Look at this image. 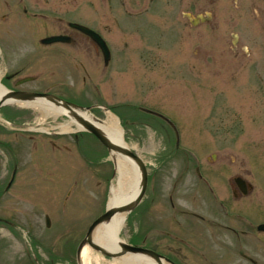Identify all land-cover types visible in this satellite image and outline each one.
I'll use <instances>...</instances> for the list:
<instances>
[{
  "label": "rangeland",
  "instance_id": "obj_1",
  "mask_svg": "<svg viewBox=\"0 0 264 264\" xmlns=\"http://www.w3.org/2000/svg\"><path fill=\"white\" fill-rule=\"evenodd\" d=\"M29 1L27 13L14 0L9 18L0 17V76L7 71L8 61L30 60L24 73L37 75L43 82L28 86L56 84L58 93L86 101L92 93L93 102H108L122 115L118 121L124 139L142 157L150 177L141 204L128 213L122 241L135 243L141 234L139 225L147 233L153 208L158 204L161 210L169 193L174 199L182 195L189 200L186 208L197 207L205 215V205L216 208L213 193L218 199H230L228 178L237 173L253 186L244 199L250 214L256 222L264 221V0H221L215 4L223 7L216 10L212 26L189 29L177 14L186 9L195 14L199 10L195 0H154L153 4L152 0ZM1 2L0 16L8 12ZM148 20H154L157 31L146 27ZM74 21L103 30L111 41L115 57L106 74L102 57L92 48L31 45L33 40L72 32L68 22ZM56 49L60 53H54ZM52 56H57L54 65H34ZM90 80L97 82L100 97ZM66 86L84 92L72 93ZM140 106L160 111L175 122L178 147L173 129L139 111ZM90 112L102 120L109 113L105 109ZM67 120L64 115L44 117L22 106L0 109V217L24 227L14 233L0 229V264H9L8 250L19 257V264H77L78 243L107 207L115 178L112 155L87 133L80 149L73 132L60 133L59 126ZM12 156L18 162L17 172L2 195ZM193 157L210 177L213 192L197 180ZM178 167L184 168L178 172L183 174L181 190L177 192V186L170 192ZM46 215L50 226H46ZM255 246L249 254L264 264V250ZM88 248L80 264H110L117 259ZM181 254L185 264H247L233 250H181Z\"/></svg>",
  "mask_w": 264,
  "mask_h": 264
},
{
  "label": "flooded vegetation",
  "instance_id": "obj_2",
  "mask_svg": "<svg viewBox=\"0 0 264 264\" xmlns=\"http://www.w3.org/2000/svg\"><path fill=\"white\" fill-rule=\"evenodd\" d=\"M0 1H2L1 4H4L8 9V12L1 14L0 17H2L3 19H8L9 15L11 14L10 11H13V8H11L10 5L13 4L14 6V0ZM188 1L190 2V0ZM220 1L221 0H205L204 2V0H195V2H197L195 4L199 6V10L195 12V14H192L189 9H186L180 10L177 16L179 15L182 18L183 26H185L187 29H189L193 25L199 26L205 24L207 26H212L214 24L213 21L215 15L217 14L216 10L223 7L222 3V7H215V4L219 3ZM17 2L18 4L22 5L21 10L25 14L29 10L28 5L30 1L17 0ZM151 2L153 4L155 1L152 0ZM187 6H189V3H187ZM125 9L126 8H123V10ZM144 9L150 10L153 9V7H145ZM220 9H218V11ZM127 13L132 12L127 10ZM32 14L36 15L37 13L33 12ZM174 14L175 13L172 12V15ZM190 15H193V17H191ZM206 15L210 16L207 17ZM176 19L178 21L180 20L178 17H176ZM153 22L154 20H152V22L151 20H148L146 27L151 26L157 31V27ZM90 27L99 34L105 45L111 49L112 43L103 33V30L97 29L92 26ZM140 33H142V29ZM62 34H66L69 36V39L67 41L58 43L62 46H72L74 48L88 47L94 49V52L97 54V56L102 57L101 60L103 64V72L104 74H106L108 65L111 62H105L98 42L78 29H73L72 32L65 31ZM37 41L38 40H33V42ZM57 50L58 49L54 50V53H60ZM112 52L114 58V50H112ZM15 56L19 55L16 54ZM58 56L62 57V55ZM52 57L43 62H35L34 65L36 67H40L42 63L54 65L55 63H57V56ZM29 62L30 60L26 61V59H19L16 62L8 61L7 71L1 78L3 85L7 89L13 92L46 93L54 95L68 102L91 107L92 109H102L107 107V105L108 107L111 106L108 102H103L101 100L93 102L92 93L87 94V101L77 100L76 98L65 96L57 92L56 84H52L48 87H44L41 85H38L37 87L28 86L27 84L31 82H43L37 75L32 76L24 73L25 70L28 69ZM87 74L90 76L88 72ZM89 79L92 80L93 77L90 76ZM91 87L94 94L100 97L101 93L99 92L100 88L97 82L95 83L94 81H92ZM66 89L71 90L72 93L76 92L78 94L80 91H83L82 88L73 89L71 86H66ZM181 153L188 154L185 151H181ZM180 169L184 170V168L180 167L174 169L173 184L172 188L169 190L170 192L172 190L174 191V188H176L177 186V192L181 190V188L179 187L182 183L183 174H181L182 171ZM192 169L195 170V172L199 171V169L203 170L202 168L198 169L197 167H193ZM179 171L181 172L178 173ZM205 176V179H210L206 172ZM238 176H240V174L237 173L236 175L232 174L228 178L231 187V201L229 198H220L216 200L215 204L217 209L212 208V205L210 204L205 205V209L202 210V212L206 213L207 215H202L200 212H198L197 207L193 206L192 210L186 208L189 200L183 199L182 195H180L179 198L174 199L169 193L168 203L163 205V208L161 210H159L158 204H156V207L153 208L151 223L147 227L148 234H143L144 227H140L139 225L138 228H141V234L139 235L136 243L140 246L154 250L161 255L166 256L175 264H185L181 259V250H233L234 253L244 259L247 264H260L249 254V250H255V245H258V247L261 245L264 250V231L258 230V225L260 223H263L264 221L256 222L254 216L250 214V206L247 204V202L244 201V199L251 192L250 186L247 183H243L240 179H237V181L234 180V177ZM198 180L201 181L202 179L199 178ZM217 211H220V213L215 214L214 212ZM144 212L145 208L141 211V217H143ZM3 225L9 229L13 227V225H8L6 223H3ZM159 235L163 236L166 241H163V239H161L162 237L160 238ZM7 258L9 260V264L22 263L19 257L15 256L13 250H8Z\"/></svg>",
  "mask_w": 264,
  "mask_h": 264
},
{
  "label": "bare ground",
  "instance_id": "obj_3",
  "mask_svg": "<svg viewBox=\"0 0 264 264\" xmlns=\"http://www.w3.org/2000/svg\"><path fill=\"white\" fill-rule=\"evenodd\" d=\"M4 88L0 84V96L3 94ZM12 102V101H7ZM23 108L37 110L44 117L57 118L65 114L68 117L66 123L59 126L61 132L68 133L75 130H81L83 126L79 123L76 117L66 109L50 106L43 101H30L19 103ZM76 114L98 126L104 134L114 143L126 146L124 132L121 128L118 119L110 112L107 114L104 121L99 122L88 110L75 109ZM72 125V126H71ZM44 131V130H43ZM112 159L115 166V178L110 185L108 207H113L121 202H129L133 200L140 191V171L138 165L117 153H112ZM128 212H116L110 220L98 225L93 232V240L108 250L119 248L121 241L120 233L127 219ZM89 248L85 246L82 250V258L84 259ZM110 264H154L150 259L136 255L126 254L122 257L114 259Z\"/></svg>",
  "mask_w": 264,
  "mask_h": 264
},
{
  "label": "water",
  "instance_id": "obj_4",
  "mask_svg": "<svg viewBox=\"0 0 264 264\" xmlns=\"http://www.w3.org/2000/svg\"><path fill=\"white\" fill-rule=\"evenodd\" d=\"M76 27L80 28L81 30L85 32H89L85 29H82L79 26H76ZM63 38L64 37H61V36H52V37L45 39L44 42L51 43L53 41L61 40ZM18 100H25V101L42 100L47 103H53L56 106H59L63 109L68 110L69 112L73 114L74 117L77 118L79 123L83 126V129L94 134L96 138L107 148V150L110 153H117L123 157L131 159L139 167L140 181H141V187H140L139 194L130 202L119 204L113 207H107L106 211L102 215H100L97 219H95L89 226L84 239L78 245L77 254L80 255L82 249L87 245L101 252L102 254H105L111 257H119L126 253H137L144 257L151 259L155 264H164V262L172 264L168 259L163 258L162 256H160L159 254L155 253L152 250L129 245L124 242H119V248L115 250H107L106 248L96 243L92 237L93 232L98 225L110 220V218L116 212H123V211L129 212L142 199L145 193V190H146V185H147V172H146V167L144 165L143 160L138 155H136L134 152H132L129 148H127L126 146L119 145V144L112 142L98 126H96L95 124L91 123L90 121L76 114L75 109L81 108L80 106L62 101L50 95L38 94V93H19V92L14 93V92L6 91L0 96V107L3 104L7 103V101H18ZM49 224L50 222H49V219L47 218V225Z\"/></svg>",
  "mask_w": 264,
  "mask_h": 264
}]
</instances>
